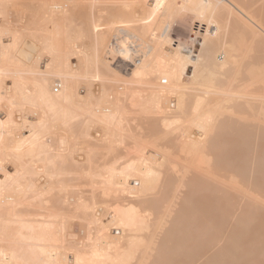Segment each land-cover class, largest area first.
<instances>
[{"label":"bare ground","instance_id":"6f19581e","mask_svg":"<svg viewBox=\"0 0 264 264\" xmlns=\"http://www.w3.org/2000/svg\"><path fill=\"white\" fill-rule=\"evenodd\" d=\"M107 1L103 29L89 19L103 14L100 0L17 1L20 27L0 10V264H264V0H177L198 22L195 55L172 42L170 24L144 20L164 18L171 0H141L140 18H129L130 1ZM23 30L35 41L21 60ZM138 82L145 132L187 155L177 171L170 153L159 161L140 140L134 157L113 149L132 136L134 115L112 94ZM183 119L197 138L168 135ZM196 164L204 172L186 177ZM102 197L115 203L106 218ZM76 219L83 237L92 226L84 241L73 238Z\"/></svg>","mask_w":264,"mask_h":264},{"label":"rangeland","instance_id":"374dc122","mask_svg":"<svg viewBox=\"0 0 264 264\" xmlns=\"http://www.w3.org/2000/svg\"><path fill=\"white\" fill-rule=\"evenodd\" d=\"M6 1L7 0H5L4 2L6 3ZM9 1V2H8ZM7 1V4H5V3H3V5H2V7H0L1 9V12H2V10L3 9H5L3 12H5L6 10H7V12L8 13H4L5 15V20H7V18L8 17H14L13 19H15V20H13L12 18H11V20L8 18V20L7 21H9L10 22V24L12 25L13 23H15L14 21H18L19 20V18H21L19 21H20V23H19V21H18V24H20V26H23L24 24V22H25V20H26V18H27V15H25V11H24V9H22V7H20L19 5H20V0H17V1H19V5H18V3H16L17 1H15V0H8ZM104 1V6H102L103 4L101 3V7H103V9L105 8V6H106V12H105V9L102 11L103 12V14L102 13H100L101 11H99V13L101 14H99L98 13V11H97V9L95 10V12H94V14L92 15V17L90 16L89 17V19H94L93 20V23H94V21H96V20H98V22L96 21V23L95 24H97V28H101V29H103L102 27L104 26V27H107V26H109L110 25V23H108V22H106V21H108V20H106V19H109L110 20V22L112 21L111 20V18L106 14L107 13V7L111 4H107L105 1H107V0H103ZM103 1H101L100 0V2H103ZM114 1V0H113ZM126 1H130L131 3H132V10H131V15H128L129 16V18L130 17H134V18H140V16H142V15H144V13H145V9H144V7L145 6H143V4H142V2H141V0H126ZM11 2L12 3H14V5L13 4H11ZM93 2H95V0H93ZM100 2H99V5H100ZM108 2V1H107ZM109 2H111V0H109ZM11 5H10V4ZM19 6V10L17 9V5ZM106 3V4H105ZM5 4V5H4ZM10 5V6H9ZM17 6V7H14V8H16V9H14L13 8V6ZM108 5V6H107ZM6 7H8V8H6ZM10 7V8H9ZM12 7V8H11ZM22 10H21V9ZM9 9V10H8ZM11 9V10H10ZM14 11H13V10ZM15 10H16V12H15ZM17 10H18V12H17ZM9 11H10V13H13V14H9ZM12 11V12H11ZM20 11V12H19ZM22 11V12H21ZM14 13L18 16V19H17V16L16 15H14ZM18 13V14H17ZM19 13H22L21 15L19 14ZM93 13V12H92ZM96 13H98V15L96 14ZM27 14V13H26ZM14 15V16H13ZM8 16V17H7ZM23 16H25V17H23ZM97 16V17H96ZM100 16H102L101 17V21H99V19H100ZM107 17V18H104V17ZM16 17V18H15ZM94 17V18H93ZM99 17V18H98ZM95 18H96V20H95ZM147 19H149V22H151V23H154V22H163V24H165V23H167V24H170L171 25V27H170V36H171V39H172V42L174 43V44H176V45H178V44H181L182 46H183V48L185 47V49L187 50V51H189V52H192V55H195V54H198L199 52H200V49H201V45L199 44V42H201V37H202V35H200V34H198L197 36L195 35V32H196V29H198L197 28V26H198V22L196 23V19H195V17H194V14L187 8V6H186V8H184L183 6H182V4L180 5L179 4V2L177 1V0H171V3L169 4V10H168V14L164 17V18H154L155 20H153L151 17L150 18H148V17H146V19H144V20H147ZM13 20V21H12ZM80 20V19H79ZM91 20V21H92ZM82 20H80V22H81ZM91 21H89L88 22V24L91 26ZM11 22H13V23H11ZM105 24H104V23ZM101 25H100V24ZM18 24L16 23V24H14L15 26H13V27H20V26H18ZM109 24V25H108ZM115 24L116 25H118V24H120V22L118 21V23H116L115 22ZM89 25L88 26H86V28H88L89 27ZM93 26H91L92 28H94L95 27V25L94 24H92ZM99 25V26H98ZM107 25V26H106ZM204 27V26H203ZM26 30H23V33H22V36H21V38H20V41L18 42V48H17V55H18V57H20V59L21 60H23L24 59V53H23V49H27V51L28 50H30L31 51V49H32V46H29V43H33L34 41H35V39L33 38V37H31L30 38V35H29V33L27 32V34H26ZM199 32H201V33H203L204 31H199ZM113 33V32H112ZM112 35V34H111ZM33 38V39H32ZM87 38H88V34H87V37L86 36H84V38H82L81 40H82V44H85V42L84 41H88V43L90 42L89 41V38H88V40H87ZM30 39H32V40H34V41H31ZM84 39V40H83ZM109 39H110V37H109ZM81 40L79 41V43L81 44ZM87 43V42H86ZM172 43V44H173ZM172 46V45H171ZM199 49V50H198ZM199 51V52H198ZM73 60V62L74 63H76L77 62V60L76 59H72ZM18 62V61H17ZM130 68V66H128V68L127 69H129ZM192 70H193V68L191 67V69L189 70V73L191 74L192 73ZM124 73H126L127 74V72H124ZM127 76H130V74L128 73L127 74ZM96 83V84H95ZM100 83V84H99ZM102 83L103 82H101L100 80H95L94 81V83H93V85H95L96 86V88H101L102 87ZM84 85V84H83ZM80 86V87H85V85L84 86ZM94 86V87H95ZM132 86V87H131ZM56 88H55V91L60 87V86H55ZM129 88H130V90H128V92H127V90H124V89H126V88H124L123 90L124 91H122V92H119V93H113L112 94V96H116V97H114L115 99H118V97L120 98V100H121V103L122 102H124L125 103V105L127 106V110H129L131 113H133V114H131V115H134V116H131L130 117V115H129V121H127V125H128V127L130 128V129H128L129 131H130V133H131V135L132 136H129V137H127L128 139H125V140H119V141H117V142H115V143H113V149L117 152V154H119V153H122L123 155V157H125V155L127 154V157H134L136 154H134L135 153V149H134V146H135V141H139L140 140V142L143 144V146H145V153H147L148 155L150 154V155H155L156 157H157V159H159V161H162V160H165V159H167V157H168V154L170 153V155L169 156H171L170 158H168L169 160H166L167 161V163H165V164H168L169 163V169H172V168H174L173 170H176L177 171V169L175 168L176 166H178L177 168H179V166L181 165L180 163H182V165H184L185 164V162L183 161V159L184 158H187V157H184V156H187L186 155V153H183L181 150H179V148H177L175 145H170L169 144V142L167 141L166 142V140H165V136L164 135H162L161 133H158L157 135L156 134H154V136H151V135H148V134H150V133H147L148 131H147V127H145L146 125H147V121L145 122L144 120H145V116H147L148 115V113H145L144 115L142 114V116H141V114L139 115V113H141V112H137V110L138 111H141V109L143 108V107H145L143 104H144V102H141L142 101V99H145V98H143V96L144 97H146L145 96V94H147V92H145L144 91V88H143V86H141V84H139V82H138V84H133V85H129ZM131 88H134V89H131ZM143 89V90H142ZM211 89H213V88H211ZM133 90V91H132ZM136 93H135V92ZM98 92V91H97ZM141 92V93H140ZM134 93V94H133ZM140 94V95H137V94ZM143 95V96H142ZM140 96V97H139ZM171 101H172V99H171ZM138 102V103H137ZM172 102H174V101H172ZM141 103H143L141 106H140V104ZM143 106V107H142ZM142 107V108H141ZM139 108V109H138ZM132 109V110H131ZM232 110V109H231ZM133 111V112H132ZM134 111H135V113H134ZM137 112V113H136ZM231 112H233L234 113V115L235 114H237V115H240V114H238V113H235L236 111L234 110V111H231ZM150 116L152 115H154V116H157L158 115V117H160V113L158 114V113H150L149 114ZM237 115H235V117H237ZM241 115H243V114H241ZM243 117V116H242ZM157 118V117H156ZM145 122H143L142 120ZM98 124V123H97ZM96 123H92V126H94V125H96V126H94V129H95V131L93 130V127H92V129H91V133H93L94 135H96V132H97V125ZM137 124H138V126H137ZM144 126V127H143ZM100 127V126H99ZM98 127V128H99ZM172 128L169 130V134L168 135H180V133H181V135H183V132H184V134L185 135H190V136H192L193 135V138H197L199 135H200V129L198 128V126H197V124L195 125V121H194V123H193V121H191V120H187V119H183L182 121H178V122H176V123H174L172 126H171ZM146 128V129H145ZM101 129V128H100ZM173 130V131H172ZM184 130V131H183ZM132 131V132H131ZM145 131H147V132H145ZM59 132L62 134V133H65V132H63V131H60L59 130ZM171 132V133H170ZM102 133H104V132H102ZM147 133V134H146ZM25 134H27L26 132H25ZM59 134V133H58ZM137 134V136H135ZM134 135V136H133ZM156 135V136H155ZM172 135V136H173ZM198 135V136H197ZM162 136H163V138L164 139H161L162 138ZM172 136H169V137H171V138H174V137H172ZM134 139V140H132V138ZM137 139H136V138ZM167 137L168 136H166V139H167ZM180 137H182V136H180ZM179 137V138H180ZM184 137V136H183ZM185 138V137H184ZM184 138H182V139H184ZM91 140H92V138H91ZM165 140V141H164ZM93 141V140H92ZM143 141H147L146 143L145 142H143ZM156 141V142H155ZM78 143H75L76 144V146H74V147H78L75 151H74V156H77L76 157V159H78V158H80L79 160L81 161H83V160H85V157H86V155H87V153L85 152V151H87L88 149H87V147H89V146H87V144H85V143H83L84 141L83 140H79V141H77ZM82 143V144H81ZM166 143H168V144H166ZM75 144H73V145H75ZM78 144V145H77ZM101 149V150H100ZM113 150V151H114ZM82 152V153H81ZM108 150H107V147L106 148H103V145H102V148H99L98 149V153L100 154H98V155H96V157L98 156H101V157H99V158H97V160L99 161V162H101V160H104L105 161V158H106V160L108 159ZM119 152V153H118ZM86 153V154H85ZM185 154V155H184ZM167 155V156H166ZM118 156H120V155H118ZM166 156V157H165ZM95 157V156H94ZM102 157H104V159L102 158ZM184 157V158H183ZM180 158H182V159H180ZM94 159V158H93ZM96 160V159H95ZM171 160H172V162H171ZM183 162H184V164H183ZM172 163V164H171ZM174 164V165H173ZM177 164V165H176ZM199 165H201L202 167H203V169L204 168H206L204 171L205 172H207L206 170H207V168L209 167L208 165H207V163H198ZM198 164H196L197 165V167L194 165V166H192V167H189V169L186 171L185 170V172H183L184 173V175L186 176V177H190V176H192L193 174H195V173H197V172H199V168H200V166L198 165ZM172 165H173V167H172ZM167 166V165H166ZM172 167V168H171ZM158 168H160V169H162V167H158ZM211 168V167H210ZM175 171V172H176ZM203 170L201 171L200 170V172L202 173V172H204ZM211 170H208V172H210ZM187 172V173H186ZM164 173H165V171H164ZM164 173L162 172L161 173V175H162V177L164 176ZM207 174V176L208 177H210L208 174H210V173H206ZM211 175V174H210ZM132 181V180H131ZM88 184H91V183H88ZM88 184H86L85 185V191L87 190V192L85 193V194H87L88 196L90 195V197L92 198L93 197V195L95 196V194H97V192L95 193L93 190L95 189V188H92L91 187V185H88ZM83 187H84V185H83ZM83 187H82V189H83ZM90 188H92V190H89ZM181 190H179V192H178V194H177V196L179 197V196H181L184 192H185V187H183V188H180ZM91 191V192H89V191ZM95 193V194H93V192ZM90 193H92V194H90ZM92 195V196H91ZM109 194H104V195H101V196H107L106 198H108V199H111V198H109V196H108ZM107 199V200H108ZM100 200H101V198H100ZM103 200H106V199H103V197H102V201H100V202H102V203H104V204H101L100 205V203L98 204V202L96 203V205H97V207H96V209H97V212H98V214L100 215L101 213V216H99V217H101V218H103V217H107V216H109V214H105V213H108V211L110 212L112 209H113V206H115V203L113 204V201H112V203H110L111 201H109V202H107V200L106 201H104L103 202ZM177 201H178V199H177ZM105 203H110L111 204V207H110V204H108L109 206L107 207V204H105ZM95 205V206H96ZM102 208H99V206ZM103 205V206H102ZM106 205V206H105ZM106 207V208H105ZM107 210H105V209ZM99 209V210H98ZM109 209V210H108ZM99 211H100V213H99ZM104 211V212H103ZM103 214L105 215V216H103ZM77 220V222L75 221V222H73L74 224H73V230H74V228L76 229V230H74L75 231V235H74V240L75 241H84L85 240V238L87 237V235H88V232L91 234V229H92V226H91V228H89L90 227V225H88V227H85V230L83 231V233L85 232V235H86V237H83L84 235L82 234V232L80 233V232H78V229H79V231H81V229H84V227H82L81 228V224H79V223H81V222H79L80 220H78V219H76ZM76 224V225H75ZM169 224V223H168ZM81 225V226H80ZM80 226V227H79ZM88 228H89V231H88ZM113 228L114 229H112V231H113V234H115V233H120V231H121V234H122V230H120L119 228L118 229H116L114 226H113ZM87 229V230H86ZM117 230V231H116ZM73 231V232H74ZM88 231V232H87ZM165 231V228L163 229V230H161L160 232V234L159 235H157L158 237H157V239H159L161 236H162V233ZM159 233V232H158ZM80 235V236H79ZM81 236L83 237L82 239H81ZM80 238V239H79ZM77 239V240H76Z\"/></svg>","mask_w":264,"mask_h":264}]
</instances>
